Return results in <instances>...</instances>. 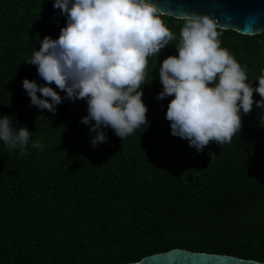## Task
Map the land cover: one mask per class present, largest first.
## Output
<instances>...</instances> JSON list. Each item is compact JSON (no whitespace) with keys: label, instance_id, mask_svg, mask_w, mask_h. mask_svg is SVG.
I'll return each mask as SVG.
<instances>
[{"label":"trees","instance_id":"1","mask_svg":"<svg viewBox=\"0 0 264 264\" xmlns=\"http://www.w3.org/2000/svg\"><path fill=\"white\" fill-rule=\"evenodd\" d=\"M162 19L179 34L180 22ZM65 26L52 0H0V116L32 133L25 155L0 141V264L137 263L175 249L264 264V111L241 113L231 143L200 152L172 136L165 115L173 97L157 95L160 63L178 55L173 43L149 58L141 88L148 125L123 140L102 126L107 140L93 148L94 122L80 123L85 100L48 85L62 97L53 114L30 105L22 86L44 84L26 62ZM220 41L255 87L264 33L221 31Z\"/></svg>","mask_w":264,"mask_h":264},{"label":"clouds","instance_id":"2","mask_svg":"<svg viewBox=\"0 0 264 264\" xmlns=\"http://www.w3.org/2000/svg\"><path fill=\"white\" fill-rule=\"evenodd\" d=\"M66 17L59 37L45 36L27 64L35 65L44 81L24 79L30 105L55 114L64 99L87 102V116L80 123L95 132L91 144L106 142L103 128H111L121 140L141 125H148L142 101L150 57L175 44L178 55L167 56L159 67L163 90L157 99L172 96L165 118L171 135L188 141L197 152L210 142L231 143L242 126L241 113L253 104L264 110V73L252 86L246 66L221 47L216 21L206 14L182 12L181 27L173 32L162 19L165 13L153 0H52ZM37 93H40L38 96ZM260 100L256 101L253 94ZM14 117L0 116V141L9 151L26 154L32 133L14 128ZM42 149L43 144L32 142Z\"/></svg>","mask_w":264,"mask_h":264},{"label":"water","instance_id":"3","mask_svg":"<svg viewBox=\"0 0 264 264\" xmlns=\"http://www.w3.org/2000/svg\"><path fill=\"white\" fill-rule=\"evenodd\" d=\"M176 19L182 12H196L213 18L221 31L254 37L264 33V0H153ZM177 20V19H176ZM125 264H262L230 256L195 253L184 249L147 256Z\"/></svg>","mask_w":264,"mask_h":264},{"label":"rangeland","instance_id":"4","mask_svg":"<svg viewBox=\"0 0 264 264\" xmlns=\"http://www.w3.org/2000/svg\"><path fill=\"white\" fill-rule=\"evenodd\" d=\"M257 101H258V100H257ZM258 110H260V108H257L256 105L252 107V111H256V112H257ZM263 111H264V110H263Z\"/></svg>","mask_w":264,"mask_h":264}]
</instances>
